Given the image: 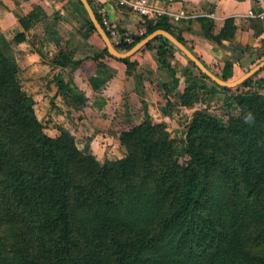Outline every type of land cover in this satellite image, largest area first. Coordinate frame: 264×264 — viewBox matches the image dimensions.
<instances>
[{"label":"trees","instance_id":"trees-1","mask_svg":"<svg viewBox=\"0 0 264 264\" xmlns=\"http://www.w3.org/2000/svg\"><path fill=\"white\" fill-rule=\"evenodd\" d=\"M19 20L26 30L32 14ZM198 20L214 41L235 35L234 17L218 32ZM145 24L137 41L162 28L186 44L165 16ZM25 39L0 32V264H264L263 95L226 126L197 112L185 163L162 124L136 126L127 155L102 163L69 131H45L20 82L14 47ZM168 42L140 50L156 47L166 65ZM132 56L119 60L135 67ZM188 90L185 105L195 101Z\"/></svg>","mask_w":264,"mask_h":264},{"label":"crops","instance_id":"crops-1","mask_svg":"<svg viewBox=\"0 0 264 264\" xmlns=\"http://www.w3.org/2000/svg\"><path fill=\"white\" fill-rule=\"evenodd\" d=\"M150 1L165 11L162 16L172 23L174 33L181 34L209 67L230 60L235 68L249 70L264 59V20L251 15L264 9V0ZM92 2L106 9L120 32H136L145 23L144 15L121 0ZM29 14L32 24L25 30L19 19ZM201 16L214 21L216 32L227 17H234L235 35L222 41L231 47H218L206 36L198 20ZM89 20L79 0H0V32L8 39L26 33L14 49L22 88L33 98L37 117L50 119L44 122L46 130L50 125L54 132L69 131L79 148L101 160L97 140L108 139L104 145L109 150L120 145L118 122L133 117L134 107L142 109L143 115L154 114L152 103L161 100L167 86L174 83L181 90L178 68L188 67V61L172 48L163 65L155 48H144L131 57L136 66L129 67L103 52L106 44ZM254 83L264 90V67Z\"/></svg>","mask_w":264,"mask_h":264},{"label":"rangeland","instance_id":"rangeland-1","mask_svg":"<svg viewBox=\"0 0 264 264\" xmlns=\"http://www.w3.org/2000/svg\"><path fill=\"white\" fill-rule=\"evenodd\" d=\"M215 44L222 48L227 46L231 47L232 45H224L220 39L215 41ZM153 45H158V42H154ZM188 46L193 51L192 47L190 45ZM172 48H176L178 55H183L180 57H184L183 59L188 61V67H179L180 61L179 63L177 62L178 60L175 58V55L174 59L172 57V60H176L175 65L178 64V71L180 72V77L183 79L181 90H177V85L174 83H172L171 86H167L166 92L162 95L161 100L152 103L153 107L156 109L154 114H149L147 116L143 115L142 109L134 107L133 117L118 122V127L116 129L120 132L117 135L121 143L120 145L114 147L111 145V150H109L107 149L109 145H104L108 143V139L99 138L97 140V147L103 158L101 160L99 159L102 163L108 160V158L106 159L103 155H106V157L107 154L111 155L112 157L109 160L119 159L127 155L133 146V141L130 140L131 136L127 133L140 124H146L147 126L162 124L168 132L169 137L173 140L175 159L180 163H185L188 158L187 130L192 117L197 112H208L216 115L219 117L221 124L226 126L231 116L244 113L248 110L255 93L264 96V90L257 88L254 83L256 73L247 79L248 82L246 84L241 83L237 86L225 89L204 74L193 61H189L188 57L178 50L174 44L168 42L167 49L170 51ZM207 67L221 77L226 76L227 80H234L247 71L244 68H235L230 60H227L224 64H219V66L211 65V67H209L207 65ZM186 88H188V91H190L189 93L193 95L192 100H195L191 105H185L181 102V95ZM191 89H193V92H191ZM160 109L162 112H160ZM42 122L43 124L44 122L47 124L50 122V119H45ZM47 127H49V129L46 130L45 128V131L53 137H57L63 131V129H59L60 132H54L50 129V125H47ZM83 151L87 153L90 152L88 149Z\"/></svg>","mask_w":264,"mask_h":264},{"label":"water","instance_id":"water-1","mask_svg":"<svg viewBox=\"0 0 264 264\" xmlns=\"http://www.w3.org/2000/svg\"><path fill=\"white\" fill-rule=\"evenodd\" d=\"M86 9L90 20L92 21L93 25L95 26V29L98 31V33L101 35L102 39L104 40L106 47L108 49L109 54L112 56L118 58V59H124L128 58L132 55H134L136 52H138L142 47L147 45L150 41H152L157 36H163L166 40L170 41L172 44H174L178 49H180L191 61H193L197 67L207 76H209L213 81L218 83L221 86L224 87H234L241 83H243L245 80H247L249 77H251L256 72L260 71L264 67V59L261 60L259 63H257L255 66L247 70L244 74H242L240 77L234 79V80H226L223 77L217 75L214 73L211 69L207 67V65L200 59L199 56H197L189 46H187L184 42L178 39L176 35H174L172 32L159 28L151 32L150 34L146 35L145 37L138 40L132 47L126 50L119 49L111 40L108 32L105 30L103 25L101 24L99 18L96 15V12L93 8V5L91 4L90 0H80Z\"/></svg>","mask_w":264,"mask_h":264},{"label":"built area","instance_id":"built-area-1","mask_svg":"<svg viewBox=\"0 0 264 264\" xmlns=\"http://www.w3.org/2000/svg\"><path fill=\"white\" fill-rule=\"evenodd\" d=\"M121 2L125 5H129L132 9L137 10L149 20L156 21L165 13L163 9L153 4L150 0H121ZM96 9L101 17V24L108 32L112 42L117 47L120 45H130L135 43L137 41V37L143 36L147 31V26L144 23V25L140 26L136 32H120L111 22L104 7H96ZM182 13L184 12L182 11ZM251 15L260 20H264V9L256 13H251ZM175 18L178 19L179 15Z\"/></svg>","mask_w":264,"mask_h":264}]
</instances>
